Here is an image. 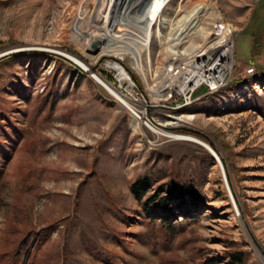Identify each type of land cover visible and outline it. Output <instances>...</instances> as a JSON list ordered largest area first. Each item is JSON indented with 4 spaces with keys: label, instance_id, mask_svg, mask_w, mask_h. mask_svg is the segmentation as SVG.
<instances>
[{
    "label": "rangeland",
    "instance_id": "374dc122",
    "mask_svg": "<svg viewBox=\"0 0 264 264\" xmlns=\"http://www.w3.org/2000/svg\"><path fill=\"white\" fill-rule=\"evenodd\" d=\"M256 1L170 0L149 41L131 35L138 11L128 20L116 0L104 12L103 0H0V55L10 52L0 58L1 264H12L19 250L20 264H264V71L244 74L264 40L253 32L260 12L238 33ZM198 4L195 28L172 41V24ZM166 15L172 21L165 24ZM221 23L231 42L238 34L227 85L212 94L202 86L198 100L174 111L128 108L111 84L126 77L114 66L152 101L166 78L163 64L179 54L170 45L178 41L175 50L185 55L211 49L223 37ZM112 25L134 37L128 44L144 70L130 54L103 49ZM48 48L76 56L93 73ZM174 116L182 121L173 124ZM171 135L206 142L226 176L207 147ZM142 177L151 185L137 199L130 185ZM167 182L194 186L205 203L173 204L168 212L149 205ZM166 215L169 231L161 227ZM235 251L243 262L232 259Z\"/></svg>",
    "mask_w": 264,
    "mask_h": 264
},
{
    "label": "bare ground",
    "instance_id": "6f19581e",
    "mask_svg": "<svg viewBox=\"0 0 264 264\" xmlns=\"http://www.w3.org/2000/svg\"><path fill=\"white\" fill-rule=\"evenodd\" d=\"M116 1H117V5H118V3H121V2L124 3L125 8L123 9L121 14L123 15V17H125L127 19L130 18V11H134V12L138 11L139 19L135 22V24L132 25V22L129 21L128 26H130L133 29V31L131 32L132 33L131 35L139 36V34H145L144 39L147 36L149 38H146V40L148 39L150 41L151 36L153 35V25L155 24V20H154L155 18L154 17H156V15L157 16H159V15L163 16V9L165 8L168 1H170V0H116ZM103 2H104V5H103V7L101 6L102 7L101 9H103V12H104L106 7H108L107 8L108 11L111 9V6H112L111 3L114 2V0H111V2H109L108 0H103ZM108 3L110 5H108ZM203 9H204V6L201 4H198V5L194 6L191 10H189V12H187L182 17H180V19L177 22L172 24V26H173L172 31L175 30L174 37L173 38L171 37L172 41L179 39L182 34L186 33L187 31L191 32L195 28V18H197L200 15V13L202 12ZM163 20H164L165 24L172 21V19L169 15L164 16ZM134 25H135V27H134ZM112 26H113V28H109L110 26H108V28L106 30V35H105L106 40H105V43L103 44V49H107V51L112 52V53H116V54H118V53L130 54L132 56V59L134 60L135 66L140 68L141 70L142 69L144 70V65H143L142 59H139L138 57H140V56H137L136 54H134L135 52L132 51V47H134V46L131 47L128 44L129 40H132V41L134 40V37L133 38L132 37H124V34L121 33L120 27H118V25H112ZM223 30H225V31H223V34H222L223 37L219 41L218 44H216L211 49H209V48H203L202 50L200 49V50H198L199 53H198V51H195L194 53L191 52V53L185 55L186 53L184 51H182L180 49L175 50L178 46L177 45L178 41H176L175 43L170 45V48L172 49V51H174L176 54L179 53L181 55L178 54L179 56L178 55L173 56L170 60H168L165 64H163L164 65L163 69L164 70L166 68L167 69H166V71L162 72V75H164V77H166V78L161 83L160 88L158 90H160L161 88L164 87V84L166 83V81L170 77H173L176 70H178V74L174 75L175 77L176 76L180 77V76L185 75V76H187L185 79H189L190 81L191 80H199V81L200 80H209V81L213 82V80H215L216 77L221 76L223 74V72L226 71V68L228 66L230 67L231 60L234 56L233 55V53H234L233 47L230 44L232 42L228 38V32L231 29H229L228 26L223 25ZM200 33L204 36L205 39L210 38V36L213 34L211 29L207 28V27H201ZM143 46H145V45H143ZM137 47H138L137 49L141 51V48L138 45H137ZM149 47L150 46L148 43L147 48H149ZM118 48H122L121 50H125V51L120 52V50H118ZM193 48H196V47L187 48L186 51L187 50L189 51ZM144 49H146V48H144ZM45 50H50L51 52L63 54L65 56L69 57L70 59H72L73 61H75L76 63H78L82 66H85V68H87L91 73H93L92 69L87 64H85L83 61H81L79 58H77L74 55H71L69 53L62 52L59 50H55L52 48H50V49L48 48ZM114 67H115V69H117L120 72L121 77H125L128 74L127 71L122 66L116 65ZM168 70L170 73H167ZM255 75H257V73L251 75L250 77L255 76ZM94 76L98 80H100V82L105 84L117 97L122 99L120 97V95L116 91H114L100 76H98L97 74H94ZM124 103L128 106V103L126 101H124ZM189 103H191V102H189ZM189 103H187V104H189ZM188 117L189 118H195V116H192V115L187 116V118ZM171 118L173 119L172 120L173 124L176 123L177 121H182L181 118H177L175 116L171 117ZM136 123H135V125H136ZM137 125H138V123H137ZM155 131L158 132L157 129H155ZM171 136H174V138H176V139L195 141V142H198V143L204 145L205 147H207L211 152H213L216 155L218 161L221 164L222 171H223L224 175L226 176V174H227L226 169H225V166L222 163L219 155L206 142L199 140L197 138L191 137V136H181V135H171Z\"/></svg>",
    "mask_w": 264,
    "mask_h": 264
},
{
    "label": "built area",
    "instance_id": "2783aa9c",
    "mask_svg": "<svg viewBox=\"0 0 264 264\" xmlns=\"http://www.w3.org/2000/svg\"><path fill=\"white\" fill-rule=\"evenodd\" d=\"M218 34H223V23L219 25ZM231 36L232 43L230 44L234 48L233 51H235L237 32H235V34ZM235 61L236 59L233 56L230 67L228 66L226 68V71L223 72L221 76L216 77L213 82L209 80L190 81L189 79H185L187 77L185 75L175 77L174 75L178 74V70H176L173 77H170L166 81L163 88L158 90L161 84L155 87V90L153 92L155 98L152 101L145 97V92L143 91L142 87L138 85L130 76L126 75L125 78H120L118 84L113 82L111 84H114L112 86L119 91L120 95L128 103V108L137 115H147L148 109L158 106L165 107L167 109H170L171 111H174L178 110L179 105H183L189 102H195L196 100H198V98L194 97V94L202 86H207V93L212 94L213 91H216L224 85H227L235 70ZM257 70L258 69L255 64H252L245 69L244 74L246 76H251L255 73H258ZM167 73H170L169 70ZM149 121L152 122L151 120Z\"/></svg>",
    "mask_w": 264,
    "mask_h": 264
},
{
    "label": "trees",
    "instance_id": "16d2710c",
    "mask_svg": "<svg viewBox=\"0 0 264 264\" xmlns=\"http://www.w3.org/2000/svg\"><path fill=\"white\" fill-rule=\"evenodd\" d=\"M150 185V180L147 177H142L130 185V190L137 199H141L150 188ZM147 203L149 205L155 204L157 208L168 212L173 210V204L183 206L184 203H190L195 206H201L205 203V198L192 185L186 186L178 182H167L160 185L155 190L147 199ZM168 222V217L166 215L161 222V227L166 231L170 230V226L167 224ZM20 252V250L16 252L12 264H20L21 258H18ZM230 255L236 262L244 261V256L240 251H235Z\"/></svg>",
    "mask_w": 264,
    "mask_h": 264
},
{
    "label": "crops",
    "instance_id": "0c3cea01",
    "mask_svg": "<svg viewBox=\"0 0 264 264\" xmlns=\"http://www.w3.org/2000/svg\"><path fill=\"white\" fill-rule=\"evenodd\" d=\"M258 11L260 13H259V17L257 18V22L255 23V26H253V32H254L255 40L262 41V39L264 38V0H260L254 4L249 19L238 33L245 31L247 28L251 26L253 22V17L256 15V12ZM236 43H237V38H236ZM254 51L258 53V57H255V60H253V62L257 65V68L262 69L264 71V40L262 41V43H257V46Z\"/></svg>",
    "mask_w": 264,
    "mask_h": 264
},
{
    "label": "water",
    "instance_id": "95a60500",
    "mask_svg": "<svg viewBox=\"0 0 264 264\" xmlns=\"http://www.w3.org/2000/svg\"><path fill=\"white\" fill-rule=\"evenodd\" d=\"M16 52H17V51H16ZM11 53H12V52H11ZM9 54H10V52L4 53V54L0 55V58H1V57H5V56H7V55H9ZM57 54H58V53H57ZM59 55L64 56V57L68 58L69 60L73 61L72 59H70L69 57H67V56H65V55H63V54H59ZM73 62H75V61H73ZM75 63H76V62H75ZM76 64H78V63H76Z\"/></svg>",
    "mask_w": 264,
    "mask_h": 264
}]
</instances>
